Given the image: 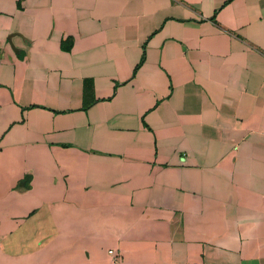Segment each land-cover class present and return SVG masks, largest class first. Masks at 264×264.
<instances>
[{
  "label": "crops",
  "instance_id": "1",
  "mask_svg": "<svg viewBox=\"0 0 264 264\" xmlns=\"http://www.w3.org/2000/svg\"><path fill=\"white\" fill-rule=\"evenodd\" d=\"M0 264H264V0H0Z\"/></svg>",
  "mask_w": 264,
  "mask_h": 264
},
{
  "label": "built area",
  "instance_id": "2",
  "mask_svg": "<svg viewBox=\"0 0 264 264\" xmlns=\"http://www.w3.org/2000/svg\"><path fill=\"white\" fill-rule=\"evenodd\" d=\"M108 254L111 256L113 262H118L120 256L117 253H114L112 250L108 251Z\"/></svg>",
  "mask_w": 264,
  "mask_h": 264
}]
</instances>
